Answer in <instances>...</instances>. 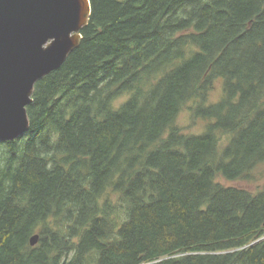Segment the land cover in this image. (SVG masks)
Returning a JSON list of instances; mask_svg holds the SVG:
<instances>
[{"label": "trees", "instance_id": "16d2710c", "mask_svg": "<svg viewBox=\"0 0 264 264\" xmlns=\"http://www.w3.org/2000/svg\"><path fill=\"white\" fill-rule=\"evenodd\" d=\"M90 1L0 143V264H264V189L216 182L264 168V0Z\"/></svg>", "mask_w": 264, "mask_h": 264}, {"label": "water", "instance_id": "95a60500", "mask_svg": "<svg viewBox=\"0 0 264 264\" xmlns=\"http://www.w3.org/2000/svg\"><path fill=\"white\" fill-rule=\"evenodd\" d=\"M91 15L90 0H0V143L29 132L36 84L79 47Z\"/></svg>", "mask_w": 264, "mask_h": 264}, {"label": "rangeland", "instance_id": "374dc122", "mask_svg": "<svg viewBox=\"0 0 264 264\" xmlns=\"http://www.w3.org/2000/svg\"><path fill=\"white\" fill-rule=\"evenodd\" d=\"M222 96L223 84L220 80H217L215 82L213 91L209 95V103H218L222 99ZM193 107H195V104L189 103L184 108L177 119V124L186 134L202 135L206 130V125L208 122L202 119L194 120L192 112ZM229 139L226 136L222 137V143L220 144V153H222L225 147L228 145ZM258 176V180L255 181H228L222 176H219L217 177L216 182L225 187H236L248 190L252 193H258L264 189V168L259 171Z\"/></svg>", "mask_w": 264, "mask_h": 264}]
</instances>
